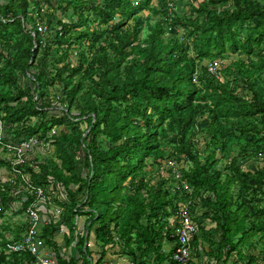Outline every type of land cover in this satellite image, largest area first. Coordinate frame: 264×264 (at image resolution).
I'll return each instance as SVG.
<instances>
[{"label":"trees","instance_id":"trees-1","mask_svg":"<svg viewBox=\"0 0 264 264\" xmlns=\"http://www.w3.org/2000/svg\"><path fill=\"white\" fill-rule=\"evenodd\" d=\"M151 2L0 0V114L14 138L40 135L54 147L22 167L50 196L46 207H62L43 220L41 239L57 264H92V235L98 264L115 249L134 264H176L170 234L190 205L194 257L264 264V0H202L190 16L165 0L156 22L140 16ZM178 28L187 35L164 37ZM229 50L243 56L219 65V77L202 65ZM181 160L189 192L169 167ZM1 164L10 177L0 182V218L16 205L13 216L25 215L35 198ZM57 218L67 237L76 231L79 258L56 241ZM8 241L0 231V264H39L6 255Z\"/></svg>","mask_w":264,"mask_h":264},{"label":"built area","instance_id":"built-area-1","mask_svg":"<svg viewBox=\"0 0 264 264\" xmlns=\"http://www.w3.org/2000/svg\"><path fill=\"white\" fill-rule=\"evenodd\" d=\"M45 10L46 8H43L42 13ZM22 22L24 23V19H22ZM38 30L43 35L47 32V26L43 22H39ZM33 37H36L34 33ZM205 67L211 75L219 77V64L216 61L210 62ZM200 75L201 71L197 69L193 76L195 82H198ZM56 133V129H52L49 133V138H52ZM47 140V137H41L40 135L21 139L14 138L9 133V128L3 115L0 114V146L2 147L0 149L6 153L8 152L7 160L11 166L12 174L19 176L23 184L28 185L26 188L27 194L35 198L23 213L27 216V230L24 231L19 240H9L4 247V253L6 255L31 254L37 258L39 264H57L56 260L50 256L47 248L45 247L46 249H44V246H42L45 243L41 239V227L43 226L44 217L39 207L41 202L47 201L48 197L43 187L34 186L30 183L28 176L24 174L22 169L27 161L33 159V155L35 154L34 149L39 150L48 146ZM179 165L176 161H169L171 173L183 186V189L189 192V185L181 172L184 167L180 168ZM53 212L56 216L62 214V207L58 205L54 206ZM174 220L177 221L178 226L174 228L176 233L170 234L172 238H176V242L172 248V261L176 264H198L193 255L192 246L197 226L191 217L190 205H186L179 210ZM164 235L168 236L169 232H165ZM130 264L134 263L131 262Z\"/></svg>","mask_w":264,"mask_h":264},{"label":"rangeland","instance_id":"rangeland-1","mask_svg":"<svg viewBox=\"0 0 264 264\" xmlns=\"http://www.w3.org/2000/svg\"><path fill=\"white\" fill-rule=\"evenodd\" d=\"M137 1V0H136ZM139 1V0H138ZM202 0H170V2L168 3V6L169 8H173L174 5H175V9L176 11H178L180 14H185V15H193L192 12L190 11V5L189 4H195V5H198ZM165 7V0H152L151 2V6L149 7L148 10H145L143 12H141L140 16H142L146 21L147 20H151L153 22H156L157 20L160 19L161 16L157 15L154 13V9H163ZM118 21H120V19H117ZM132 23V21H131ZM244 33V36H245V32ZM185 35H187L186 31L184 32V30L182 28H178L176 29V31L172 32V33H169V31L166 32V34L164 35V37L166 39H169V37H172V38H183ZM146 35L144 34L143 35V38L145 37ZM241 37H243V34L241 35ZM215 55V53H213ZM192 56H194V52L191 53ZM243 56V55H241ZM239 53H233L231 50L227 51L226 53H224L221 57H218L216 58L214 61H216L220 66H222L223 68L229 66L231 64V62H233V60H237L238 58L241 57ZM212 60L208 61V60H205L202 65L203 66H206L207 64H209ZM58 88H53V89H50V92H51V96L52 94L54 95L56 90ZM259 89L262 91V86H259ZM2 148V147H1ZM200 149L203 150L204 149V141L203 143H200ZM35 152V154L33 155V158H40V157H51L53 154H54V147L53 146H46L44 148H41L39 150L37 149H34L33 150ZM8 158V152H4L3 150L0 149V182H3L5 180L8 179V177H10V172L9 170H6V167H3L2 166V162H8L7 160ZM42 162V160H41ZM184 160H181V162L179 163V167L180 168H183V167H186L188 168V164H184ZM241 165L244 166L245 170H248V169H255V165L251 162V161H248V162H243ZM161 175L163 176V178L167 177L168 176V173L166 172L165 169H162L161 171ZM153 176L156 175V173H152ZM165 176V177H164ZM7 178V179H6ZM50 197V196H48ZM49 201V198L47 199ZM52 202H55L54 200L51 201L50 203ZM41 204H43V206L45 207V209H50V207H46V201L44 202H41ZM57 204V203H56ZM56 204H52L53 208ZM59 206V205H58ZM41 207H39L40 209ZM18 208L15 207L14 210H9V211H6L4 214H5V217L2 219L0 218V229L1 230H4V227H10V225H12L13 227L10 228V230L12 231V236L15 234V232H18L21 230V223H23L21 221V216H16V217H13V214H16ZM51 210V209H50ZM41 214H48L46 210H43V211H40ZM194 214H198V215H202V210H200L199 208L196 209L195 213ZM24 216V221L25 223H27V216L26 214L23 215ZM79 220H81L79 218ZM20 221V222H18ZM4 222V223H3ZM16 223H17V229H15L16 227ZM212 226V225H209V227ZM15 227V228H14ZM214 227V225H213ZM72 238L73 239H76L77 237V234H76V231H72ZM10 240H14V239H10ZM88 243L89 245H92L94 243V236L92 235L90 237V239L88 240ZM87 245L86 244V240L84 241V246ZM42 246H44V249H46L45 245L42 244ZM168 245H166L167 247ZM165 247V248H166ZM205 247L207 248V245H205ZM83 249V248H82ZM64 253H67L64 249H62ZM259 250L261 251V248H259ZM197 261L201 262V264H205V259L204 258H196ZM125 260H128V259H125ZM130 260V259H129Z\"/></svg>","mask_w":264,"mask_h":264},{"label":"crops","instance_id":"crops-1","mask_svg":"<svg viewBox=\"0 0 264 264\" xmlns=\"http://www.w3.org/2000/svg\"><path fill=\"white\" fill-rule=\"evenodd\" d=\"M7 179V178H6ZM17 207V205L15 206ZM40 211H43V210H46L47 213L49 214H42V216L44 217V220L48 219V221L50 222L52 218H54L56 215H54V212H53V208L50 209H45V207L43 206V204H40ZM21 216V221L23 223H21V230L18 231V232H15V234L12 236V231L10 230L11 227H13L12 225H10V227H4V230H1L2 233L6 236L7 240H10V239H14L16 240V238H18L19 236L22 237L23 233H24V225L26 224L25 221H24V216L23 215H19ZM13 217H16V216H13ZM57 217V216H56ZM80 222H79V226L81 225V228L85 226V218H80ZM59 218H57V222H55L54 224V229H55V237H56V241H58L59 245L68 253L70 254L72 257H75V258H79V253H80V247L78 245V237H76V239H73L72 236H69L67 237V229L65 227V225L63 223H60L59 221ZM1 221V220H0ZM20 222V221H18ZM4 223V222H3ZM44 224H47L45 223L44 221ZM16 227V228H15ZM14 228L17 229V223H16V226ZM66 236V238H65ZM20 237V238H21ZM69 238L72 240V242L69 244V245H66L65 243V240ZM88 245V244H87ZM86 246V245H85ZM84 246V249L86 248ZM91 249V251H93V257H94V260L92 262V264H98V260L100 258V254L98 253L99 251V248L95 245V239H94V243L92 245H89ZM118 249H115V250H110L106 253V256L104 257V259L102 260L101 263L99 264H130L131 263V260H129V258H127L126 256H121L119 253H118ZM66 253V254H67ZM197 257H195V260L198 264H201V262L197 261L196 259ZM202 258V257H200ZM125 259H128V260H125ZM81 264V263H80Z\"/></svg>","mask_w":264,"mask_h":264}]
</instances>
